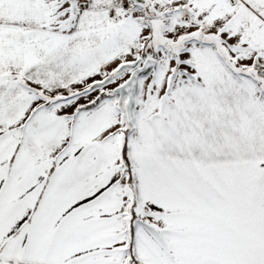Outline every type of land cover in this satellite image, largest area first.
<instances>
[{
  "label": "snow or ice",
  "instance_id": "6c2138e0",
  "mask_svg": "<svg viewBox=\"0 0 264 264\" xmlns=\"http://www.w3.org/2000/svg\"><path fill=\"white\" fill-rule=\"evenodd\" d=\"M0 264H264V0H0Z\"/></svg>",
  "mask_w": 264,
  "mask_h": 264
}]
</instances>
